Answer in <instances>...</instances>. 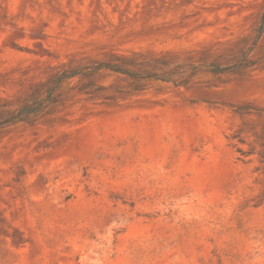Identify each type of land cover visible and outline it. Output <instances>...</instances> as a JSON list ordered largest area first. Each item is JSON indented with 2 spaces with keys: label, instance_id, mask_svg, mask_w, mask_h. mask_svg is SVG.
<instances>
[{
  "label": "rangeland",
  "instance_id": "rangeland-1",
  "mask_svg": "<svg viewBox=\"0 0 264 264\" xmlns=\"http://www.w3.org/2000/svg\"><path fill=\"white\" fill-rule=\"evenodd\" d=\"M0 264H264V0H0Z\"/></svg>",
  "mask_w": 264,
  "mask_h": 264
},
{
  "label": "trees",
  "instance_id": "trees-1",
  "mask_svg": "<svg viewBox=\"0 0 264 264\" xmlns=\"http://www.w3.org/2000/svg\"><path fill=\"white\" fill-rule=\"evenodd\" d=\"M110 68L111 70H115V71H118V72H121V73H124V71H122L121 69H115L114 67H108ZM30 113V111H28L26 108H22L20 110V114H22L23 116H26Z\"/></svg>",
  "mask_w": 264,
  "mask_h": 264
}]
</instances>
